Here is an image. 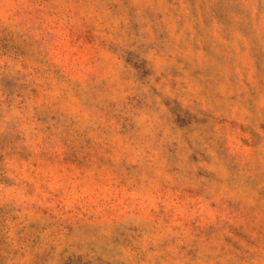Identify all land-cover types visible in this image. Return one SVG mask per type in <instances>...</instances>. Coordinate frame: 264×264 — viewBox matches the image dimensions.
<instances>
[{
    "label": "clouds",
    "instance_id": "clouds-1",
    "mask_svg": "<svg viewBox=\"0 0 264 264\" xmlns=\"http://www.w3.org/2000/svg\"><path fill=\"white\" fill-rule=\"evenodd\" d=\"M0 264H264V0H0Z\"/></svg>",
    "mask_w": 264,
    "mask_h": 264
}]
</instances>
